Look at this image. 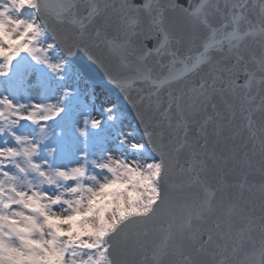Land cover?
Here are the masks:
<instances>
[{"label": "snow or ice", "instance_id": "snow-or-ice-1", "mask_svg": "<svg viewBox=\"0 0 264 264\" xmlns=\"http://www.w3.org/2000/svg\"><path fill=\"white\" fill-rule=\"evenodd\" d=\"M0 264H264V0H0Z\"/></svg>", "mask_w": 264, "mask_h": 264}]
</instances>
